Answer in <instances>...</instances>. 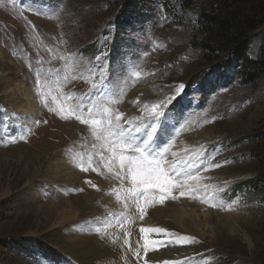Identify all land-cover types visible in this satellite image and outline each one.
Segmentation results:
<instances>
[{
  "label": "rangeland",
  "instance_id": "obj_1",
  "mask_svg": "<svg viewBox=\"0 0 264 264\" xmlns=\"http://www.w3.org/2000/svg\"><path fill=\"white\" fill-rule=\"evenodd\" d=\"M128 2L0 0V264H76L68 240L54 234L61 208L52 207L62 204L65 156L72 172L82 174V199L99 192L100 182L95 190L88 187L99 177L127 203L128 210L100 211L98 222L109 214L104 219L123 216L131 226L164 202L201 205L202 240L190 246L195 254L172 264H264V143L252 140L264 132V76L249 83L233 55L201 45L198 13L209 0ZM251 34L246 56L255 59L264 24ZM105 74L103 94L89 95L96 92L93 81ZM80 106L93 113L104 107L122 113L127 106L136 121L164 122L160 135H168V159L208 157L195 169L203 177L184 187L174 180L163 198L150 190L147 199L133 202L126 191L130 182L121 184L101 159L111 155L106 144L75 119ZM191 133L202 147L173 157L179 138ZM217 162L223 166L212 167ZM38 168L42 175L26 190ZM141 239V246L151 240L149 254L175 241L153 233Z\"/></svg>",
  "mask_w": 264,
  "mask_h": 264
},
{
  "label": "bare ground",
  "instance_id": "obj_2",
  "mask_svg": "<svg viewBox=\"0 0 264 264\" xmlns=\"http://www.w3.org/2000/svg\"><path fill=\"white\" fill-rule=\"evenodd\" d=\"M132 99H135V97L132 96ZM159 109L160 108L158 105L154 106L153 108V110L157 112L156 114H158ZM34 110L37 111L36 106H34ZM121 114L124 117L122 123L125 125V127L128 126L125 121H132L134 124L141 123V121L139 120H134L135 117L133 116V112L131 109H127V106H124V110ZM137 135H139V133ZM187 137L188 139L182 137L179 138L177 144L179 147L178 150L180 152H178L176 156L186 157L188 151H196V149L202 147L201 144H197L199 143V140L194 138V134H188ZM93 138L94 137H91V139ZM191 140L194 141H192V143L189 145V142ZM100 152L103 153L101 150ZM106 153L108 152L106 151ZM197 153L196 154L199 155L200 152L198 151ZM187 158L188 157H186L185 159ZM60 163H62V165L64 166L63 172L66 174L64 175V178L61 179L58 185V190L61 193V196L59 197L62 199V204L60 203L59 207H52L53 210L54 208H61V219L56 224V227H54V234L60 237H64L68 240L71 246V258L74 263L136 264V262L138 263V261L143 259L142 264L144 263V261L149 260L152 262V264H162V262L165 260L169 261V264H172L178 259L180 260L184 257L188 258L191 255L195 254L194 251L190 249V246L194 245L195 243L176 244L174 242L170 246L159 248L155 253H147L145 255L144 250L142 249L143 246H141L139 242V237L142 236V242L143 239L145 240V237H150L153 233V237L157 240H175V236L168 235V233H175L177 235L195 237L198 241L197 243H199L203 237L200 230L201 226L198 222L201 205L196 203V200L190 203H187L188 199L186 201H183V199L179 203L164 202L160 209H158V207L155 209H150L148 213H146L147 216L143 221L135 219L134 221L136 225L127 226L124 225L123 216H121V218H119L118 220H116V217L111 216L107 217L111 219H104V217L111 214L110 212L113 210L115 212H120L123 209L128 210V206L126 205L127 203L121 202V198L118 199V196L115 195L116 192H112L111 189L109 191L107 185L103 184V180L101 181L99 177H92L94 178V181L93 183L88 185V187L91 190H95L97 183L100 182L101 185L99 187V192L89 191L91 193L89 195V198L82 199L80 192H78L80 187H85H83V183L81 182L82 174L78 172H72L73 170L71 168V162L66 159V156ZM47 167L48 166H45L44 168ZM43 173H47V171L43 170ZM41 175L42 171H40L39 168L34 171L32 174V178L26 184L25 189H33L36 184V179ZM202 177L203 176L199 178ZM103 182H105V180ZM106 182L108 183L109 181L107 180ZM124 187L128 186L125 185ZM37 197L39 196L37 195ZM100 211H107L109 213L106 216L102 217V222H98ZM112 215H114V213ZM118 224L122 225V229L117 228ZM138 226L142 227L141 229L163 228L165 229V232H142L141 229H137ZM97 229H99V232H97ZM125 233H130V235L125 236ZM125 239L128 240V243L131 245V248L133 250L140 252L141 258L136 257L134 251H129L128 245L124 243Z\"/></svg>",
  "mask_w": 264,
  "mask_h": 264
},
{
  "label": "snow or ice",
  "instance_id": "obj_3",
  "mask_svg": "<svg viewBox=\"0 0 264 264\" xmlns=\"http://www.w3.org/2000/svg\"><path fill=\"white\" fill-rule=\"evenodd\" d=\"M104 55L101 52L96 57V60L99 61ZM100 68L103 72L104 65L101 64ZM105 80L106 74L101 75L98 81H93L96 92L89 93V95L103 94L106 88ZM182 88L183 85L175 86V91L179 93ZM95 106V104L92 105V107ZM92 107L85 108L80 106L81 114L76 115L75 119L79 120L81 124L88 125L92 130L93 136L106 144V151H109L111 155L107 158L102 156L101 159L102 161L106 160L108 170L121 181V184L125 180L130 182L131 187L126 191L133 202L138 203L141 197L147 199V193L150 190H158L163 198L170 188L176 186L173 184L174 180L180 187H184L189 180L198 179L195 169L200 164H203L208 157H200L191 163L187 159H168L169 147L166 139L168 135H160L164 122L153 120L134 124L132 121H125L128 125L125 127L121 123L124 119L121 113L110 111L107 107L100 109L97 113H93ZM83 111H87L88 115H83ZM158 123L159 132H157ZM136 133H139V135H136ZM171 155L175 157L176 153H171ZM224 163H227V161ZM185 164L188 165L186 168L183 167ZM222 166L223 164L220 162L212 165L214 168ZM81 170L88 171L87 168H81ZM204 170H207V165H205ZM92 171H97V169L93 167ZM87 183H90V181H87ZM183 194L181 192V195ZM140 218H143V209H141ZM141 231L161 233L165 232V229H141ZM97 232H99V229H97ZM128 235L130 233H125V236ZM168 235L176 237L174 241L176 244L198 242L195 237L191 236L177 235L175 233H168ZM124 243L128 245L129 251H134L135 256L140 257V252L133 250L127 239L124 240ZM168 243L171 244L173 241L170 240ZM151 245V241H145L143 246L145 255ZM145 264H148V261H145ZM162 264H169V261L165 260Z\"/></svg>",
  "mask_w": 264,
  "mask_h": 264
},
{
  "label": "trees",
  "instance_id": "obj_4",
  "mask_svg": "<svg viewBox=\"0 0 264 264\" xmlns=\"http://www.w3.org/2000/svg\"><path fill=\"white\" fill-rule=\"evenodd\" d=\"M128 3L132 5L130 0ZM198 23L205 36L204 48L233 55L249 83L264 76V34L257 58L246 56L251 32L264 24V0H209L198 13ZM252 140L264 143V132H255ZM261 182L264 184V173Z\"/></svg>",
  "mask_w": 264,
  "mask_h": 264
}]
</instances>
